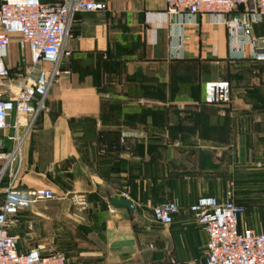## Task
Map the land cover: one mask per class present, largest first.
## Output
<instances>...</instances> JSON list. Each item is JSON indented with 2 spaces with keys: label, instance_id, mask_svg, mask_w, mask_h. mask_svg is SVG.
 <instances>
[{
  "label": "crops",
  "instance_id": "0c3cea01",
  "mask_svg": "<svg viewBox=\"0 0 264 264\" xmlns=\"http://www.w3.org/2000/svg\"><path fill=\"white\" fill-rule=\"evenodd\" d=\"M94 1L106 9L73 16L69 74L0 181V204L15 171L16 189L55 195L20 209L10 228L20 251L53 248L67 264H205L207 237L188 207L228 190L246 207L240 226L264 233V61L216 16H170L165 0ZM252 37L264 51V18ZM215 80L229 82V105L203 104ZM174 198L180 213L156 222L151 209Z\"/></svg>",
  "mask_w": 264,
  "mask_h": 264
},
{
  "label": "built area",
  "instance_id": "2783aa9c",
  "mask_svg": "<svg viewBox=\"0 0 264 264\" xmlns=\"http://www.w3.org/2000/svg\"><path fill=\"white\" fill-rule=\"evenodd\" d=\"M170 16L194 17L198 14L219 18L229 31L230 41L239 48L249 46V58L264 61V51L256 47L252 25L264 18V0H165ZM102 2L94 0H0V181L19 162L22 145L35 128L39 116L47 111L46 100L51 87L62 75L71 53L65 48L73 16L82 12H101ZM13 37L21 52L20 69L15 72L6 61ZM23 52L28 59L24 62ZM237 57H244L239 53ZM23 63V65H22ZM16 78V79H15ZM203 104H230V84L225 80L207 81L203 86ZM20 130V133H19ZM17 171L3 187L0 204V264H67L63 252L33 247L20 251L18 235L10 228L20 220V209L55 197L49 189L20 191L13 186ZM126 197V193L121 194ZM83 204L82 200H77ZM178 198L151 209L153 219L170 225L180 213ZM207 237L205 264H264V233L241 227L245 209L231 190L223 196H202L188 207ZM166 264H182L170 260Z\"/></svg>",
  "mask_w": 264,
  "mask_h": 264
},
{
  "label": "rangeland",
  "instance_id": "374dc122",
  "mask_svg": "<svg viewBox=\"0 0 264 264\" xmlns=\"http://www.w3.org/2000/svg\"><path fill=\"white\" fill-rule=\"evenodd\" d=\"M16 41H17V37H13L11 44H10V47H9V55H8V59H7L8 61H13V64L11 67L13 72H15L16 67H19V69H20V59H21L20 53H19V51H17V48H16ZM26 61H27V59L24 56V62H26ZM22 65H23V63H22Z\"/></svg>",
  "mask_w": 264,
  "mask_h": 264
},
{
  "label": "water",
  "instance_id": "95a60500",
  "mask_svg": "<svg viewBox=\"0 0 264 264\" xmlns=\"http://www.w3.org/2000/svg\"><path fill=\"white\" fill-rule=\"evenodd\" d=\"M111 203L113 205H116V206H123L125 208H127L130 212L133 211V206L131 204V202L129 200H126V199H113L111 201Z\"/></svg>",
  "mask_w": 264,
  "mask_h": 264
},
{
  "label": "trees",
  "instance_id": "16d2710c",
  "mask_svg": "<svg viewBox=\"0 0 264 264\" xmlns=\"http://www.w3.org/2000/svg\"><path fill=\"white\" fill-rule=\"evenodd\" d=\"M237 202V201H236ZM238 204H240V205H242L243 207H244V209H245V213H246V207L243 205V204H241V203H239V202H237Z\"/></svg>",
  "mask_w": 264,
  "mask_h": 264
}]
</instances>
